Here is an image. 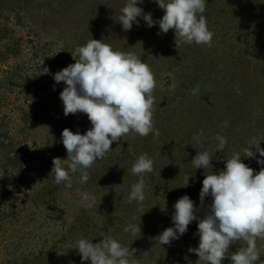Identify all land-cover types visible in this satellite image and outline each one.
<instances>
[{"label":"rangeland","instance_id":"1","mask_svg":"<svg viewBox=\"0 0 264 264\" xmlns=\"http://www.w3.org/2000/svg\"><path fill=\"white\" fill-rule=\"evenodd\" d=\"M14 1L0 0V8L9 10L11 15L10 10L17 11V5L11 3ZM24 2L27 6L24 20L42 24L45 40L60 41L65 67L75 63L70 52L90 39L103 40L114 50L140 56L157 81L153 92L154 126L160 135L158 138L151 133L147 137L136 135L135 139L125 136L113 142V150L88 169L93 183L90 187L95 183L101 185L96 192L94 188L80 189L96 197L97 206L92 209L80 207L77 192L70 197L63 193L59 200L51 199L45 205V212L36 224L28 215L17 223V202L22 197L14 194L9 198L0 180V264H28L26 256L33 237L44 242L51 238L50 230L74 224L105 230L106 235L122 245L137 249L134 258L139 264H189V261L195 264L198 256L189 253L188 248L198 247L199 236L195 235L198 221H193L187 232L170 245L155 244L152 238L174 226L173 205L181 196L188 195L196 207H201L199 192L204 176L223 170L225 160L234 152L242 154L252 137L261 140L260 147L264 148V94H259L257 87L258 66L264 64V0H207L203 15L215 34L212 47L184 44L179 49L173 30L158 34V24L148 27L141 18L139 26L133 24L131 30L124 31L118 18L126 0H21L20 5ZM138 6L145 13L151 12L154 20L164 14L155 0H143ZM28 52L29 44L22 48V57ZM20 64L0 57V113L7 117L14 101L17 104L31 98L42 99L57 84H61L59 93L66 86L63 82L56 83L50 72L24 69ZM26 77L30 80L26 81ZM197 85L199 94L193 96L190 90ZM59 93L57 107L63 110ZM73 115L77 119L76 132L84 134L91 128L86 114ZM224 121L228 124L226 128L222 126ZM201 129L205 137L202 146L192 141ZM217 133L227 138L222 152L215 150L218 141L213 137ZM205 150L213 157L212 168L194 170L191 160L197 151ZM143 153L154 160V171L145 176L146 212L140 217L137 204L128 203L131 185L138 180L129 170ZM241 159L256 172L264 167L257 163V159H264L258 153L257 159L243 156ZM191 172L194 176L189 178V186L183 187L185 174ZM74 177L79 179V173ZM108 179L110 184L105 185ZM211 199L206 197L205 205ZM197 215L203 218V210ZM129 223H140L141 234L125 233L123 229ZM239 246L230 245L229 250L234 252ZM257 247L264 260V239L257 240ZM222 264L231 262L225 259Z\"/></svg>","mask_w":264,"mask_h":264},{"label":"clouds","instance_id":"2","mask_svg":"<svg viewBox=\"0 0 264 264\" xmlns=\"http://www.w3.org/2000/svg\"><path fill=\"white\" fill-rule=\"evenodd\" d=\"M163 10L162 18L154 20L152 13H145L138 4L143 0H126L120 9L119 23L124 31L139 26L138 18L143 19L148 27L159 25V33L174 31V43L177 49L181 45H199L212 47L214 32L209 30L207 19L203 15L207 0H155ZM59 53V52H58ZM75 61L57 71L53 78L56 83L66 86L59 93L63 102V113L86 114L91 128L84 134L64 128L61 140L67 152V158L55 157L52 160L51 175L57 185L64 184L72 188V177L79 173V183L85 184L90 179V169L98 159H104L113 149V142H119L125 136L136 135L154 138L160 135L155 128L153 92L157 81L150 66L140 56L132 52L114 50L103 40L90 39L84 45L77 46L70 52ZM45 74L48 73L46 69ZM237 92L239 88L237 87ZM191 95L199 94V85L190 90ZM227 127V121L223 122ZM203 130L192 137L194 144L202 146ZM216 151L222 152L227 145V138L217 133ZM261 140L252 137L248 146L240 152H234L225 160V168L219 172L205 175L199 192L201 207L195 206L188 195L181 196L173 205L171 220L173 227H168L152 239L161 246L170 245L184 235L193 221H198V247H189V253H195V264H222L229 259L231 264H264L260 258L257 240L264 239V167L258 172L242 162L241 157L257 159V153L264 157ZM255 149V151H253ZM213 157L209 151H197L191 160L195 169L212 168ZM264 165V159H257ZM130 174L137 176L128 195V203L137 204L140 217L144 211L147 184L146 174L154 171V160L147 154L139 155L132 163ZM194 172L185 174L183 187L189 186V178ZM80 207L88 210L96 205V197L77 189ZM211 197V203L205 205V198ZM149 210V209H148ZM203 210V218L197 213ZM136 219L135 216L132 217ZM125 233L133 236L141 234L140 223H129ZM230 245H240L230 251ZM81 257V264H139L134 258L137 249L122 245L111 235L102 237L98 243L81 238L75 248ZM188 259L187 256L184 257ZM189 264H192L189 261Z\"/></svg>","mask_w":264,"mask_h":264},{"label":"trees","instance_id":"3","mask_svg":"<svg viewBox=\"0 0 264 264\" xmlns=\"http://www.w3.org/2000/svg\"><path fill=\"white\" fill-rule=\"evenodd\" d=\"M20 2L21 0L11 2L17 5V11L10 10L11 15L8 14L9 10L0 8V57L6 58L7 62H22V68L29 67L39 73L48 69L54 76L57 71L65 68L66 58L60 41L45 40L44 31L40 28L42 24L39 26L38 22L25 21L26 2L23 5ZM27 44L30 45V52L22 57V48ZM26 59L28 61H24ZM19 78L22 79L21 76ZM29 80L26 77V81ZM60 85L57 84L42 99L31 98L17 104L14 101L8 117L0 113V180L2 189L8 193L9 198L14 194L22 197L17 202V223L23 222L26 215L31 216L35 223L45 212V205L51 199L59 200L60 194L70 197L77 189L88 187L94 188L96 192L101 188L96 183L90 187L93 184L90 180L81 184L73 176V186L68 189L63 183L57 185L54 175L50 174L53 158H67L61 140L63 129L69 128L76 132V116H65L63 110L57 107ZM257 87L259 94H264V64L258 66ZM104 182L105 185L110 184L109 179ZM88 229L74 224L50 230L52 236L44 242L33 237L26 256L28 264H81L80 254L74 249L76 241L85 238L92 243L100 242L107 234V231L99 228Z\"/></svg>","mask_w":264,"mask_h":264}]
</instances>
